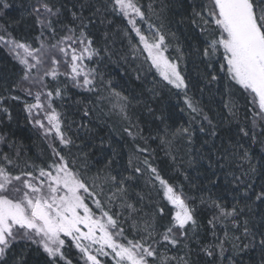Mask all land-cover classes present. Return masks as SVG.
I'll use <instances>...</instances> for the list:
<instances>
[{
    "label": "snow or ice",
    "instance_id": "1",
    "mask_svg": "<svg viewBox=\"0 0 264 264\" xmlns=\"http://www.w3.org/2000/svg\"><path fill=\"white\" fill-rule=\"evenodd\" d=\"M0 5L10 7L7 0H0ZM29 7L39 29L35 37L39 46L11 34H0V45L21 66L20 79L11 90L34 95L35 102L25 104L30 122L43 130L45 138L54 130L59 147L49 145L52 156L44 166L25 162L21 168L19 152L15 156L0 153V264H28L26 256L33 247L44 256L41 264H73L66 255L70 247L78 250L76 264H105L101 257H111L114 264H194L168 252L169 246L175 248L182 241L187 249L190 234L198 236L205 228L198 219L201 211L209 214L206 230L211 235V241L201 243L197 253L207 258L205 264H217L218 260L222 264L229 250L232 256L228 264H244L236 257L252 250L259 252L260 264H264V156L254 163L250 144H246L259 142L264 147V0H208L198 6L199 11L193 8L190 23L203 37V47L196 52L207 69L203 74L206 86H223L221 110L212 116L201 100L188 94L186 69L181 68L184 52L179 43L175 44V55L168 54L172 47L169 36L176 40L175 33L166 34L164 24L153 22L137 0H74L70 21H64L61 8L48 0H36ZM118 16L126 18L131 29L116 27L115 32L128 40L133 62L139 61L131 69L141 86L135 94L126 95L123 85L106 80L99 68L114 54L108 46L112 35L109 26L115 25L114 17ZM138 21L147 24L146 31ZM100 26L106 29L103 42H97L91 32ZM51 39L56 42L47 43ZM122 58L128 62L127 55ZM85 61L96 66L90 67ZM48 62L51 66L45 67ZM61 64L69 71L61 73ZM153 69L166 86L178 90L177 95L183 94L185 107L180 111L189 114L186 126L169 124L166 117L156 115L148 100L141 99L145 91L152 99L160 93V81L155 78L147 87ZM60 75L72 88L88 94L85 101H77L78 111L89 118L79 128L91 132L93 118L105 122L112 116L119 118L122 132L133 145L122 170L114 169V158L94 160L62 130L64 115L53 104L54 98L64 100L67 84L52 91L46 90L45 83L46 77L57 80ZM36 86L41 90L33 94ZM4 99L0 97V104ZM139 107L159 121L155 134L150 130L144 135L137 116ZM0 112L11 119L8 108H0ZM197 123L199 133L207 137L198 148ZM150 140L158 141L157 148L171 158L174 171L185 163L191 167L207 159L209 168L221 170L219 175L213 171L215 179L208 180L215 191L207 185L193 196L185 193L182 185L178 191L153 164L156 149L150 148ZM5 141L0 135V143ZM181 143L187 149V161L182 157L177 161ZM115 155L118 153L113 149ZM184 178L197 187L187 175ZM154 198L166 200L174 209L163 230L159 220L168 213ZM145 201L153 204L152 212L143 213Z\"/></svg>",
    "mask_w": 264,
    "mask_h": 264
},
{
    "label": "trees",
    "instance_id": "2",
    "mask_svg": "<svg viewBox=\"0 0 264 264\" xmlns=\"http://www.w3.org/2000/svg\"><path fill=\"white\" fill-rule=\"evenodd\" d=\"M50 4L54 7L61 8L63 12L64 21H70L69 10L72 8L74 0H48ZM138 4L141 6L142 10L146 13L148 17L153 22L157 24H164L163 31L168 33H175L176 40H172L169 36V40L172 47L169 49L171 56L175 55V44L179 43L183 52L184 60L181 63V68L186 69V77L189 81V95L194 96L196 99L201 100L205 111L210 115H215L217 111L221 110V93L223 91L222 85H207L204 79V72L207 70L204 63L201 62V57L197 54L196 49L198 47H203L202 40L203 37L200 35V31L194 25L190 23V17L193 14V8L199 11V5L207 3L208 0H137ZM10 5L9 8L5 9L0 5V30L2 33L11 34L18 40H25L30 42L34 47H37L38 42L35 37L39 35V29L35 22V17L29 15L31 11L30 5L35 4L36 0H7ZM85 15L88 12L85 11ZM115 25L112 29L115 31L116 27H127L131 29L130 25H127V20L123 17H114ZM138 26L142 30L147 29L146 23H139ZM5 29L7 32H5ZM101 26L99 29L92 28L91 32L98 42L101 41ZM63 33H60L62 35ZM47 35V34H46ZM134 37V32L131 33ZM118 44L111 46L112 52L114 53L111 60L105 58V60L100 63L99 68L104 74L106 80H112L113 83L117 85H123L126 89L125 94L138 93L141 91L140 82L135 80V73L131 71L135 64L138 62H133L132 56L129 52L128 40L122 36V33L117 34ZM59 38V36H57ZM55 39L47 40L48 43H54ZM138 42V38H137ZM142 48V46H140ZM121 55V57H120ZM127 55L128 66L124 67L121 58ZM7 52L0 45V97L5 98L4 102L0 104V108L6 107L9 109L11 114V119H8L7 114L0 112V135L6 137L4 143H0V153H7L9 156H15L19 152V163L21 168H23L25 162L30 165L44 166L45 163L51 160V150L48 148L47 144L43 142L39 134L34 129L28 113L25 111V104L31 103L30 99L26 97L23 91L11 90L13 84L20 79V67H18L14 62L10 61ZM10 57V56H9ZM130 66V67H129ZM218 69L219 66L216 65ZM160 81V93L155 98L152 99L148 93L145 91L144 95L141 97L143 100H148L151 107L154 109L157 116L163 115L167 118L169 124L174 126L187 125L189 120V114L187 111L181 112L180 109L184 108L183 94L177 95L178 90L172 88L171 86H166V83L159 79L158 75L152 71L147 77V87L152 86L151 81L153 79ZM61 83V82H60ZM62 85V84H61ZM64 85L61 86L63 88ZM50 88V87H49ZM203 88L204 92L201 93L200 89ZM117 90H120L119 88ZM87 93L83 91H78L72 88L70 84H67V93L63 101L60 99L59 107L60 112L64 115V126L63 131L76 139V144L81 145L85 151H89L94 160L99 159L103 161L106 158H114L115 164L114 169L116 171L122 170L126 165L129 157V153L133 151L132 141L126 134L121 130V122L116 116H112L108 122L104 120L97 121L92 119V123L89 127L92 129L91 132H86L84 129L79 128L81 123H87L89 118H84L82 112L78 111L79 105L77 101H85ZM11 96H19V100L11 99ZM56 103V105L58 104ZM107 111V108L105 109ZM250 115V114H249ZM137 116L139 117L141 127L144 128V135L147 136L150 130H154L160 126L158 120H154L153 117L147 112L146 109L139 107L137 109ZM195 132V147H199L202 140L207 137L204 134L199 133V124L194 125ZM259 131V129H257ZM79 137V138H77ZM103 139L104 144L101 145V140ZM260 138L258 137V140ZM142 144V141H139ZM158 141L150 140L149 146L151 149H156L152 156V162L160 170L161 175L169 180L170 183L177 186L179 191V186H183V191L189 196L197 195L198 188L207 185L212 187L208 183L209 178L215 179L212 176L213 171L219 175L221 170L215 168H209V161L207 159L200 160L198 163H194L191 167L187 163L180 166L179 173H173L169 162L162 157L160 151L156 148ZM219 143V141H217ZM9 144L12 146L10 147ZM57 147L59 143L55 140L52 142ZM246 144H250V154L253 157V162L258 161L262 156H264V147L261 143H251L246 141ZM111 145V146H109ZM180 149V155L184 161L189 159L186 154L187 149L184 143L178 145ZM113 149L116 150L118 155L113 157ZM75 152L76 149H73ZM205 152L208 151L207 147L204 149ZM259 167V165H257ZM16 172V169H12ZM95 171V169H93ZM182 173V174H181ZM185 175L189 177L192 184L197 187H192L188 181L185 180ZM259 181L260 177H256ZM222 182V180L220 181ZM143 184V181H141ZM159 187V185H157ZM215 191V188L212 187ZM162 198V192H161ZM155 199V198H154ZM227 200H231L230 196H226ZM155 203H161L165 206L166 212L168 213L162 219L159 220L161 230L163 226H166L170 219L171 213L169 211V205L165 200L155 199ZM91 207V202L89 201ZM199 204V201H197ZM168 208V210H167ZM153 211V204L149 201H145L143 206V213H149ZM142 213V215H143ZM99 214V213H97ZM209 214L207 211H201L198 214V219L201 224L205 226L204 229L200 230L198 236H192L190 234V239L186 241L188 248H183L182 241L180 245L175 248L169 246L170 251L169 256L177 255L184 257L185 259H190L192 262H198V264H205L207 258L202 252L197 255L199 251V246L201 243H209L211 241V235L206 230L207 229V219ZM127 229L128 225H124ZM128 239H132V235L126 231ZM185 252L189 255L185 256ZM66 255L73 260V264L79 260L78 254L72 247L68 249ZM232 256L231 251H227L224 254V260L222 264H228V258ZM26 259L28 264H41L44 259L43 254L37 251L34 247L32 251L27 254ZM236 259L242 260L244 264H260V254L256 250L245 254L241 253ZM80 264L81 261H80ZM105 264H111L108 259L105 260ZM220 264V261H217Z\"/></svg>",
    "mask_w": 264,
    "mask_h": 264
},
{
    "label": "rangeland",
    "instance_id": "3",
    "mask_svg": "<svg viewBox=\"0 0 264 264\" xmlns=\"http://www.w3.org/2000/svg\"><path fill=\"white\" fill-rule=\"evenodd\" d=\"M71 10H75V9H72L71 8ZM69 14H70V18H71V13H70V11H69ZM126 19V18H125ZM110 27V29L112 30V35L110 36V38L108 39V46L110 47V48H112L111 46H115V45H117L118 44V40H117V33L112 29V26H109ZM101 41L103 42V40H104V35H103V33H104V31L106 30L105 28H104V26H101ZM2 30H0V34H6V33H2L1 32ZM122 36H123V34H122ZM58 39V38H57ZM95 39V38H94ZM96 41H97V39H95ZM55 41V40H54ZM56 42V41H55ZM54 42V43H55ZM98 42V41H97ZM28 43H30V42H28ZM48 43V42H47ZM50 44V43H49ZM38 46H39V44H37ZM2 46V45H1ZM37 46V47H38ZM3 47V46H2ZM4 48V47H3ZM4 50L7 52V54L10 56H8V58H9V60L10 61H12V62H14L18 67H21L19 64H18V62L13 58V56L12 55H10L9 53H8V51H7V49H5L4 48ZM147 55V53H143V56H146ZM143 56L141 57V59H143ZM120 57H121V55H120ZM132 58V57H131ZM124 62L123 63V65H124V67H126V66H128V63H126L125 62V60L123 59V58H121V62ZM136 62H138L139 63V61H136ZM85 63H89L88 61H85ZM150 63V62H149ZM127 64V65H126ZM126 65V66H125ZM51 65H50V62H48L46 65H45V67H50ZM89 66L90 67H95L96 65H94V64H91V63H89ZM130 67V66H129ZM145 67H147V65H145ZM60 72L61 73H63V72H65V71H69V69L67 68V66L66 65H64V64H61V66H60ZM41 71H43V69L41 70ZM153 72H155V70L153 69ZM157 75H158V73H156ZM158 77H159V75H158ZM159 79L160 80H162V78L161 77H159ZM61 82V83H60ZM45 83L47 84V89L46 90H52V91H54L55 90V88L59 85L60 87L62 86V85H65V84H70L68 81H67V79H66V77L65 76H63V75H60L59 77H58V79L57 80H52V78L51 77H46L45 78ZM166 83V82H165ZM62 84V85H61ZM71 85V84H70ZM50 87V88H49ZM38 90H41V89H39V86H36V87H33L32 88V91H33V94H35V92L36 91H38ZM76 90H78V91H82V90H79V89H76ZM24 93V92H23ZM25 94V93H24ZM26 95V94H25ZM26 97L28 98V99H30V101H31V103H34L35 101H34V95L33 96H27L26 95ZM44 98L42 97V100H43ZM55 99H58V98H54V104H53V106L56 108V110L58 111V112H60V107H59V102H58V100H56L55 101ZM58 102V104L56 105V103ZM45 123L47 124V121H45ZM32 125H33V123H32ZM63 126H64V123H63ZM33 127H34V129L36 130V132L39 134V136H40V138L43 140V142L45 143V144H47V146H48V148H50L49 147V145L50 144H52V142L55 140L57 143H59V140H58V137H56L55 136V132H54V130H53V132H51L48 136H47V138H45V135H44V132H43V130H39L37 127H35L34 125H33ZM62 130H63V128H62ZM157 144H158V142H157ZM157 144H156V148H157ZM158 149V148H157ZM51 150V149H50ZM159 151H160V153H161V155H162V157L163 158H165L168 162H169V164H170V166H171V168L173 169V164H172V161H171V158L169 157V156H167V155H165V151L164 150H161V149H158ZM181 153L179 152V154H178V156H177V161H179L180 160V158L182 157V155H180ZM179 168H180V166H179ZM179 172H181L180 171V169H179V171H174V169H173V173H179ZM182 174V173H181ZM166 201V200H165ZM167 202V201H166ZM168 204V203H167ZM169 205V204H168ZM169 207V211H170V213L172 214L173 212H174V209L172 208V206L171 205H169L168 206ZM167 210H168V208H167ZM73 248V250H75L76 252H77V254H78V250L77 249H75L74 247H72ZM78 258H79V254H78ZM101 259L102 260H106V259H108L109 261H110V263L111 264H114V261L111 259V257H101ZM81 263L83 264V261H81Z\"/></svg>",
    "mask_w": 264,
    "mask_h": 264
}]
</instances>
